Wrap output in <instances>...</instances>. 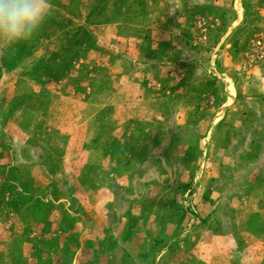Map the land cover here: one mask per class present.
Segmentation results:
<instances>
[{
    "label": "rangeland",
    "instance_id": "1",
    "mask_svg": "<svg viewBox=\"0 0 264 264\" xmlns=\"http://www.w3.org/2000/svg\"><path fill=\"white\" fill-rule=\"evenodd\" d=\"M49 2L0 47V264H264V0Z\"/></svg>",
    "mask_w": 264,
    "mask_h": 264
},
{
    "label": "clouds",
    "instance_id": "2",
    "mask_svg": "<svg viewBox=\"0 0 264 264\" xmlns=\"http://www.w3.org/2000/svg\"><path fill=\"white\" fill-rule=\"evenodd\" d=\"M50 15L49 0H0V47L31 40Z\"/></svg>",
    "mask_w": 264,
    "mask_h": 264
},
{
    "label": "built area",
    "instance_id": "3",
    "mask_svg": "<svg viewBox=\"0 0 264 264\" xmlns=\"http://www.w3.org/2000/svg\"><path fill=\"white\" fill-rule=\"evenodd\" d=\"M242 58L244 70H254L264 65V28L248 42Z\"/></svg>",
    "mask_w": 264,
    "mask_h": 264
},
{
    "label": "crops",
    "instance_id": "4",
    "mask_svg": "<svg viewBox=\"0 0 264 264\" xmlns=\"http://www.w3.org/2000/svg\"><path fill=\"white\" fill-rule=\"evenodd\" d=\"M242 72H243V74L249 76V78L246 79L247 82H251V84H254V85L256 84L261 89V91L258 94L263 93V95H264V65H261V67L257 68V70L254 69L251 71H242ZM232 81L235 82L234 78L232 79ZM247 82H245L243 85L247 84ZM238 85H239V83H238ZM238 85H236L237 86L236 88L240 89ZM240 97H241V94H240ZM263 206L264 205H262V207ZM253 240H254V237H253ZM244 257H246V261H249V256H244Z\"/></svg>",
    "mask_w": 264,
    "mask_h": 264
}]
</instances>
